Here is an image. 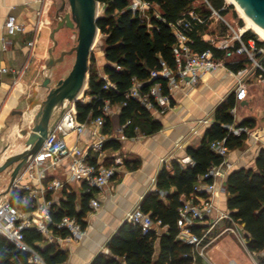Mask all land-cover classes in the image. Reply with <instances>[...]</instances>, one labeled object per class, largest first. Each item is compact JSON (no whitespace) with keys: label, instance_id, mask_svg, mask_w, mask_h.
Returning a JSON list of instances; mask_svg holds the SVG:
<instances>
[{"label":"trees","instance_id":"trees-1","mask_svg":"<svg viewBox=\"0 0 264 264\" xmlns=\"http://www.w3.org/2000/svg\"><path fill=\"white\" fill-rule=\"evenodd\" d=\"M97 1L104 6L103 15L97 23L105 46L106 65L103 71L115 89L105 90L106 80L91 66L85 93L91 100L87 104H77V119L80 123H86L100 116L106 101L112 105L126 103L118 116L120 125H125L129 120L132 122V126L125 131L126 136L134 137L136 127L143 136L157 134L163 129L162 123L154 119L137 101L127 99L126 94L133 79L144 84V93L155 83H164L162 78L151 80V72L161 71L162 63L170 68L175 67L173 49L176 39L170 25L188 16L190 12L205 20L204 24L196 26L190 34L192 49L199 53L211 51L216 57H222V52L203 39L209 30L211 11L205 0H147L158 8L159 17L151 11L150 19L145 20L138 13L128 9L127 0ZM206 1L223 17L233 9V6L226 5L225 0ZM198 2H202V5L196 6ZM239 25L244 27L243 21L240 20ZM256 38V35L249 31L244 34L246 41ZM227 68L238 74L245 68V64L228 63ZM238 104L236 93L233 91L216 107L213 113L214 121L206 130L200 145L187 148V157L192 160L193 165L183 167L173 160L170 170L164 166L156 177V190L148 193L140 203V209L144 213L149 214L154 221L161 222L164 232L158 234L152 230L143 233L141 228L125 222L107 242L108 253L99 254L90 264H204L195 247L179 239L178 209L181 206V198L192 195L201 178L212 168L223 164L225 159L214 153L211 145L224 141L229 152L235 151L243 147L249 136L246 133L235 135L231 127L255 129L256 120L253 118L240 122L236 120L232 110L237 108ZM111 125V119L106 117L104 134L111 133ZM121 148L122 143L114 139L104 144V150L119 151ZM123 164L130 171L141 167L138 160H124ZM202 182L211 184L214 178L208 177ZM226 192L230 220L224 221L228 227L234 223L242 228L246 249L258 257V264H264V148L259 151L254 167L240 168L230 173ZM98 193V190H93L78 196L74 191H64V198L54 206V221L70 216L76 218L86 229V218L92 212L89 204ZM24 196V192H13L11 204L21 205ZM209 229L210 226L199 224L192 228V232L203 236ZM25 238L27 244L37 250L46 264H64L68 260V253L55 245H45L41 248L38 244L43 243L44 238L35 230L25 231ZM210 239V236L206 237L202 246L208 244ZM28 260L29 255L16 253L14 246L0 237V264H16L18 261L30 264Z\"/></svg>","mask_w":264,"mask_h":264},{"label":"built area","instance_id":"built-area-1","mask_svg":"<svg viewBox=\"0 0 264 264\" xmlns=\"http://www.w3.org/2000/svg\"><path fill=\"white\" fill-rule=\"evenodd\" d=\"M128 9L138 13L142 19L149 20L150 12L154 11L155 6L147 0H127ZM206 5L211 11L210 22L216 20L224 24L226 32L223 34H206V40L216 50L222 52V57H216L213 52H196L191 47L190 34L198 25L205 23V20L194 12L188 16L171 24L172 34L176 39L173 49L175 67L170 68L162 63L161 71H152L151 80L162 78L164 83H155L144 93V84L133 79L132 86L126 94L127 99H133L143 106L154 118L164 116L173 108V94L175 92L188 93L199 85L203 78L211 73L222 69H228V63L244 62L245 68L238 75L237 87L235 90L238 102L245 101L248 97L247 82L255 81L264 84V40L260 38L244 39L247 30L244 27L236 29L235 26L221 16L206 0ZM155 14L159 17L156 11ZM5 30L8 36H14L24 31L23 25L18 23L15 16H9L5 23ZM29 46H34L30 42ZM12 70L0 65V74L11 72ZM105 90L115 89L107 78H105ZM89 96L81 95L80 104L90 102ZM77 103V104H79ZM77 104L67 103L65 109L50 133L40 151L32 161L20 172L14 187L10 190L8 200L0 204V237L14 246L15 252L29 255L28 263L46 264L40 254L32 246L27 244L25 231L35 230L44 238L46 245H55L59 248L66 244L80 242L86 235V229L74 217L65 216L60 221H54V206L60 202L61 198H51L50 195L61 193L62 199L64 191L71 193L74 191L73 185L80 187L81 194H88L93 190L99 192L107 189L112 179L117 173L115 165H104L100 162L103 159L105 150L104 144L107 142L102 130L106 123V117L113 113L116 108L117 113H121L122 105H112L109 101L104 103L102 114L86 123H80L77 119ZM236 108L232 110L235 114ZM208 119L200 120L197 124L206 125ZM132 126L129 120L125 125L119 126L117 134H124L126 129ZM196 129V128H195ZM90 130L93 139L89 143H83L82 136ZM231 130L235 135L246 133L249 138L253 136L251 129L239 128ZM196 132V130H195ZM135 136L140 135L139 128H134ZM74 136L75 141L70 144L69 139ZM180 148L181 145H178ZM211 150L225 160L220 167L229 169L227 162L229 150L224 141H217L211 145ZM118 160H115L117 163ZM166 163V160H163ZM183 167L193 165L192 160L187 157L180 161ZM64 170L67 179L56 178V172ZM218 172L215 167L201 178L195 187V192L189 197L181 198V206L178 209L180 229L179 239L186 244L193 245L197 254L206 258V249L212 243L202 246L203 240L210 236L213 225L203 235L198 236L192 232V228L204 222L216 211L211 195L216 190L215 182L211 184L202 181L208 177H215ZM15 193H25L22 203L19 206L12 205L10 198ZM205 194L204 196L198 194ZM90 208L92 211L100 208L97 197L91 199ZM220 220H230L229 215L225 214ZM125 222L134 227H139L143 233L161 228V222L154 221L149 214L144 213L137 205L128 212ZM231 232L245 246L244 232L237 224L229 226L224 233ZM63 234V235H62ZM16 264H24L18 261Z\"/></svg>","mask_w":264,"mask_h":264},{"label":"crops","instance_id":"crops-1","mask_svg":"<svg viewBox=\"0 0 264 264\" xmlns=\"http://www.w3.org/2000/svg\"><path fill=\"white\" fill-rule=\"evenodd\" d=\"M60 5V0H0V65L12 70L0 74V124L6 125L9 116L18 115L19 111L14 109L19 106L22 94L34 85L29 75L35 63L47 57L51 45L50 35L57 24L55 14ZM154 11L158 12L156 6ZM9 16L16 17L18 23L24 27L23 32L14 36L7 35L5 23ZM205 36L204 40H206ZM30 42H34V46H29ZM105 65V56L102 54L100 76L104 79L107 78L103 71ZM238 78V74L229 69H222L206 75L202 82L188 93L175 92L173 108L164 116L154 117L162 123L163 129L151 136L140 134L128 138L126 133L118 135L117 130L121 126L118 123L120 114L117 113L116 108H113V113L108 116L112 123L111 133L106 135L103 130L102 133L107 141L112 139L120 141L122 148L119 151L105 150L100 162L104 165H115L117 173L109 187L97 194L101 206L87 216L84 239L60 248L68 253V260L64 264H90L99 254L108 253L106 244L125 223L126 214L140 205L148 193L156 190V177L160 170L164 166L170 170L173 160L180 163L187 158L188 147L200 145L206 130L214 121L213 113L216 107L231 92H235ZM246 105V100L240 102L235 114ZM205 118L209 123L197 126L198 122ZM246 118L253 117L239 115L237 121ZM251 131L253 136L248 138L243 147L229 152L227 162L230 168L215 167V171L218 172L214 177L216 190L211 198L216 211L200 223V225H213L212 233L215 234L206 253L218 248L226 238H235L231 232L224 233L228 226L224 220H220V217L228 214L226 192L228 176L234 170L254 167L259 151L264 148L262 128L258 130L256 124L255 129ZM81 139L83 143H89L93 139L90 130H87ZM69 141L73 144L74 136ZM178 145L181 147L179 148ZM116 159L117 163H115ZM124 160H138L141 162V167L130 171L123 164ZM163 160H166V163H163ZM56 178L65 180L68 178L67 173L60 170L56 172ZM73 189L78 196L81 195L78 185L74 184ZM50 197L62 199L60 192ZM156 232L162 234L164 229H158ZM38 245L43 248L46 244L43 242ZM156 249L158 256V243ZM246 252L252 257L247 249ZM203 260L204 264H210L206 258ZM255 263L258 264L256 261ZM231 264L236 263L232 261Z\"/></svg>","mask_w":264,"mask_h":264},{"label":"water","instance_id":"water-1","mask_svg":"<svg viewBox=\"0 0 264 264\" xmlns=\"http://www.w3.org/2000/svg\"><path fill=\"white\" fill-rule=\"evenodd\" d=\"M241 6L245 13L264 30V0H233ZM61 5L55 14L57 22L52 30L50 39L53 45L48 50L44 72H49L58 64L63 63L67 56L75 54V64L69 75L60 80L55 87H51L52 79L44 75L42 84L35 86L32 97L28 98V110L38 109L34 116L32 128L21 130L20 135L27 138L25 149L5 160L0 165V175L7 169L13 168L8 191L14 187L20 172L32 161L43 147L48 135L52 133L58 123L67 103H79V97L87 91L89 82V61L100 34L97 23L100 19V3L97 0H60ZM68 7V9H67ZM77 29V45L69 51H62L55 56L58 47L56 35L63 30ZM37 87L45 89V99L39 97ZM60 112V116L55 118ZM23 117L25 112H17ZM20 128V126H19ZM259 259H261L259 257Z\"/></svg>","mask_w":264,"mask_h":264},{"label":"rangeland","instance_id":"rangeland-1","mask_svg":"<svg viewBox=\"0 0 264 264\" xmlns=\"http://www.w3.org/2000/svg\"><path fill=\"white\" fill-rule=\"evenodd\" d=\"M225 3L227 6H233V9H231L229 14L225 17L226 20L231 22L236 29L241 28V26L239 25V21H243L244 28L252 34H255L256 37L259 38V36L254 31L248 29L246 21L241 18V15L237 11L236 7L228 0H225ZM201 5L202 2H198L196 4V6ZM103 11L104 6L100 4V16L103 15ZM56 25L57 24H55V27ZM225 32L226 28L223 23L216 20H212L210 22L208 33L223 34ZM77 37V29L73 30L64 28L63 30H61L56 35L58 47L56 49L55 56L58 57L62 51H69L73 47H75L77 45ZM52 45L53 43L51 41L50 47ZM104 48V39L99 34L97 36L95 46L89 61V67L92 66V68L96 69L99 75L102 74L101 60L102 54H104ZM46 56V59L38 61L33 66L29 76L34 85L28 88L26 93L22 94V99L19 106L14 109L15 111L25 112L24 116L20 117L18 115H11L8 117V119H6V125L0 124V165H2L7 158L21 153L25 149L27 138L20 135V131L30 130L32 128L34 116L38 111V109H36L35 111L30 112L28 110L27 103V99L32 97L33 95L35 86L42 84L45 75L52 79L51 87H55L60 80L65 79L69 75L76 60L75 54L67 56L63 63L58 64L49 72H44L48 53ZM247 85L249 89L248 97L246 99L247 105L235 114V118L237 120L239 118V115H243V117H253L256 120L257 129L259 130L262 128V131L264 132V84H258L255 81H249L247 82ZM37 90L39 92V97L41 99H45L47 91L39 87H37ZM59 116L60 112L56 115L55 118H58ZM13 168L7 169L3 174L0 175V204L8 200V188L10 185ZM233 236L235 237L234 234ZM210 238H215V234L211 232ZM245 248L246 245H242L236 237L226 238L219 244L218 248H215L213 251L206 253V261L210 264H231L232 261H234L236 264H256L255 261H258V257L256 255H252L251 257L246 252Z\"/></svg>","mask_w":264,"mask_h":264},{"label":"bare ground","instance_id":"bare-ground-1","mask_svg":"<svg viewBox=\"0 0 264 264\" xmlns=\"http://www.w3.org/2000/svg\"><path fill=\"white\" fill-rule=\"evenodd\" d=\"M228 1L236 7L237 11L241 15V18L246 21L248 29L254 31L260 39L264 40V30L245 13V11L241 8L239 4H237L233 0Z\"/></svg>","mask_w":264,"mask_h":264}]
</instances>
